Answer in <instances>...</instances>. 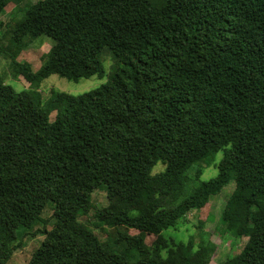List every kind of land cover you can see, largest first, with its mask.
I'll return each mask as SVG.
<instances>
[{
  "label": "trees",
  "instance_id": "1",
  "mask_svg": "<svg viewBox=\"0 0 264 264\" xmlns=\"http://www.w3.org/2000/svg\"><path fill=\"white\" fill-rule=\"evenodd\" d=\"M14 34L52 41L36 70L9 51L11 75L33 86L102 77L105 48L117 65L95 89L45 100L0 76V264L46 203L53 226L27 264H208L192 237L162 255V232L231 181L221 219L248 235L222 264H264V0H38ZM92 210L104 232L124 230L100 239L79 220Z\"/></svg>",
  "mask_w": 264,
  "mask_h": 264
},
{
  "label": "rangeland",
  "instance_id": "2",
  "mask_svg": "<svg viewBox=\"0 0 264 264\" xmlns=\"http://www.w3.org/2000/svg\"><path fill=\"white\" fill-rule=\"evenodd\" d=\"M38 0H7V4L0 13V76L3 77L4 84L9 85L14 91L20 92L27 89H35L45 100L50 95L51 90H57L70 95H78L83 92L97 88L108 79L116 65V57L112 51L104 49L101 52V59L104 64L105 73L102 77L93 75L88 78H80L76 82L66 80L56 75H50L43 79L38 85L27 83L21 76L14 77L9 72V51L16 50L15 59L19 62H27L33 70L39 68L43 56L49 51L52 44L51 39L44 36L30 37L28 35L21 36L18 40H14V26L21 17L23 11L31 4ZM55 112L49 116L52 121ZM221 152H217L213 163L209 166H202L200 175L201 181H206L213 178L217 174V163L221 158ZM162 164H157L153 167L152 173H157L162 170ZM194 182V181H193ZM234 188V183L231 181L224 186L221 191L214 196H211L208 203L201 209H192L179 220L175 227L166 229L162 232L163 238L167 241V247L161 250V254L165 255L171 248V242H187L189 237L195 240V243L203 241L205 245H210L212 253L208 264L228 263L243 247L247 233L235 238L227 232V223L222 221L221 213L228 196ZM92 202L96 208H102L107 204L106 192L104 189H97L92 193ZM52 205L46 203L43 207L38 219L33 227L26 232L21 230V248L13 253L7 260L6 264H27L32 252L39 246L44 235L43 230H50L53 226L54 219L52 217ZM94 211H90L85 216L79 218L81 223H85L93 232L100 238L105 239L106 236L112 235L116 229L124 230L123 228L106 227V232L99 226V222L93 215ZM136 214L132 211L131 215ZM98 227H95V225ZM130 234H136V231L128 230ZM110 235V236H111ZM156 237L153 235H145L144 242L148 246H152ZM172 240V241H171ZM196 246V245H195Z\"/></svg>",
  "mask_w": 264,
  "mask_h": 264
}]
</instances>
